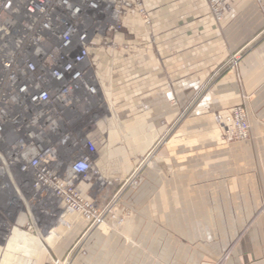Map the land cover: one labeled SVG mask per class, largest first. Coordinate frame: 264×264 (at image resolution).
<instances>
[{
	"label": "crops",
	"instance_id": "1",
	"mask_svg": "<svg viewBox=\"0 0 264 264\" xmlns=\"http://www.w3.org/2000/svg\"><path fill=\"white\" fill-rule=\"evenodd\" d=\"M145 4L154 14L153 26L146 28L139 17H127L118 39L132 47L102 51L100 79L106 98L114 103V119L104 117L92 133L98 143V166L107 177L129 175L140 159L153 151L152 165L143 167L144 183L126 196L127 205L139 219L135 234L141 233L143 243V247L132 245V249L143 254L150 250L145 246L147 238L154 235L147 225L140 228L144 220L172 219L171 212H163L178 203L185 204L187 217L192 220L199 216V203L211 204L214 207L209 218L213 219L211 213L219 203L220 192L213 182L218 173L233 170L242 156L254 159L249 171L264 172V0H228L220 23L212 18L204 0H145ZM235 53L243 56L205 95L201 108L244 101L253 126L254 147L220 146V118L211 111L186 120L182 114V108L191 105L204 85L226 69ZM184 146L191 157L186 162ZM199 148L203 150L198 152ZM184 165L194 167L192 177L197 179L187 187L182 183ZM199 172L206 175L207 184L196 186ZM80 188L86 191L84 184ZM198 191L204 199L199 200ZM222 192L229 213V190ZM68 222L70 226H61L45 247L31 244L8 250L0 264H45L50 258L46 252L55 258L80 241H84L89 255L79 257L77 264H98L100 259L93 253L99 250V258L107 260L121 241L105 224L88 231V221L80 216L70 215ZM156 233L166 236L171 232ZM158 241L161 244L162 238ZM149 257L144 254L142 264Z\"/></svg>",
	"mask_w": 264,
	"mask_h": 264
},
{
	"label": "built area",
	"instance_id": "2",
	"mask_svg": "<svg viewBox=\"0 0 264 264\" xmlns=\"http://www.w3.org/2000/svg\"><path fill=\"white\" fill-rule=\"evenodd\" d=\"M127 17L154 23L145 0H0V263L8 250L46 246L70 214L92 230L114 205L92 133L114 119L99 62L132 47L118 39Z\"/></svg>",
	"mask_w": 264,
	"mask_h": 264
},
{
	"label": "rangeland",
	"instance_id": "3",
	"mask_svg": "<svg viewBox=\"0 0 264 264\" xmlns=\"http://www.w3.org/2000/svg\"><path fill=\"white\" fill-rule=\"evenodd\" d=\"M204 1L208 5L212 18L217 23L222 22L228 9V0ZM243 53L232 55L226 69L220 70L208 84L204 85L191 105L182 108L185 120L188 117H201L208 111L218 115L220 118L218 120L220 133L218 143L220 146L254 147L256 142L248 107L244 101L223 106L221 103H214L213 108L206 106L201 108L205 95L219 85L226 70L237 66ZM238 110L243 117H238ZM184 139H186V135L183 137ZM202 150L203 148H199L198 152ZM189 153L184 146L183 160L185 162L191 159ZM144 157L135 165V168H138L140 163L144 165ZM153 157L150 165H152ZM235 158L237 157L235 156ZM240 159H237L238 163L235 162V159L233 160L236 163L233 165V170L224 175L223 172H220L218 173L219 176L213 180L215 189L220 192L218 193L219 203L215 205L217 211L211 213L213 219H210L209 210L214 207L211 204L199 203V208H197L200 210L199 216L192 220L187 217V211L184 210L185 204L178 203L176 206L172 204L169 211L163 212L164 215H170L169 212H171L172 219L154 222L150 219L144 220L145 224L140 228H146L147 225L154 234L147 238V244H145L150 248L149 252L144 253H148L150 256L144 259L145 264H264V172L249 171L254 160L252 157L242 156ZM184 167L186 166L184 165ZM244 167L246 168L244 169ZM144 168L138 171L133 180L130 178L135 170H132L125 177H109L114 179V205L104 213L103 223H99L94 228L105 224L116 235H119L121 241L119 245H114V253H110L107 260L99 258L102 253L96 250L93 255L100 259L98 264H137L138 259H140V264L143 263V252L132 249V245L143 247V243L140 241L142 239L141 233L135 234L139 219L135 218L134 210L127 205L126 196L130 190H137L144 183ZM194 171V167L191 166L184 168L182 183L186 184V187L197 182V179H193ZM199 173V182L196 186L203 183L207 184L206 175ZM219 185H223L224 188L218 187ZM185 189L182 188V200L186 199ZM228 190L230 195H227L226 199L228 200L229 213L226 212L222 192L227 193ZM196 196H199V200L204 199L200 192ZM58 226L65 225L60 223ZM158 230L172 234L158 235L156 233ZM51 238H43L40 242L43 241L44 244H42L47 245ZM159 238H162L161 244H159ZM125 243H128V246ZM83 244L84 241L75 243L71 250L62 255H57L55 258L51 256V253L46 252L50 258L48 257L49 259L45 264H77L79 257L89 255ZM165 249L167 251H164ZM165 252L167 253L166 256Z\"/></svg>",
	"mask_w": 264,
	"mask_h": 264
},
{
	"label": "bare ground",
	"instance_id": "4",
	"mask_svg": "<svg viewBox=\"0 0 264 264\" xmlns=\"http://www.w3.org/2000/svg\"><path fill=\"white\" fill-rule=\"evenodd\" d=\"M153 14V13H152ZM154 15V14H153ZM151 30H153V29H151ZM152 32V31H151ZM157 33V32H156ZM141 40V39H140ZM143 48V47H142ZM134 52V51H133ZM141 52V51H140ZM134 54V53H133ZM117 60V59H116ZM116 65V64H115ZM120 68V67H119ZM119 71V70H118ZM115 72H117V71H115ZM101 73V72H100ZM101 79H102V77H101ZM103 81V80H102ZM109 83V82H108ZM104 85V84H103ZM105 88V87H104ZM108 96V95H107ZM147 157V156H146ZM146 157H144L145 159H146ZM145 161V160H144ZM136 171V170H135ZM108 177H110V176H108ZM130 177V176H129ZM133 179V178H132ZM131 181V180H130ZM70 215H74V214H70ZM70 215H68V217L70 216ZM68 221V220H67ZM60 228V226H58L57 228H56V230H55V232H54V234H51V236H49L50 238L53 236V235H57V233H58V229ZM49 237H44V238H49Z\"/></svg>",
	"mask_w": 264,
	"mask_h": 264
}]
</instances>
